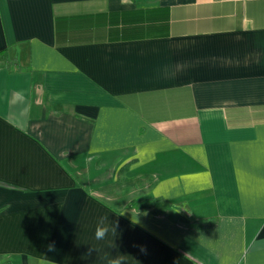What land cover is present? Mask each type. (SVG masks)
Here are the masks:
<instances>
[{"label": "crops", "instance_id": "1", "mask_svg": "<svg viewBox=\"0 0 264 264\" xmlns=\"http://www.w3.org/2000/svg\"><path fill=\"white\" fill-rule=\"evenodd\" d=\"M117 253L264 264V0H0V264Z\"/></svg>", "mask_w": 264, "mask_h": 264}, {"label": "clouds", "instance_id": "2", "mask_svg": "<svg viewBox=\"0 0 264 264\" xmlns=\"http://www.w3.org/2000/svg\"><path fill=\"white\" fill-rule=\"evenodd\" d=\"M117 236V225L109 221L108 215H102L97 219L95 229H94V239L97 241H104L109 237L113 239ZM52 246H49L51 250ZM95 250L98 253V249L92 247L89 250V255L91 251ZM143 250V249H142ZM105 264H127L126 255L117 253L115 256L106 254L102 257Z\"/></svg>", "mask_w": 264, "mask_h": 264}]
</instances>
